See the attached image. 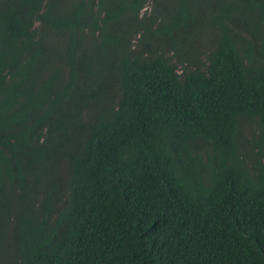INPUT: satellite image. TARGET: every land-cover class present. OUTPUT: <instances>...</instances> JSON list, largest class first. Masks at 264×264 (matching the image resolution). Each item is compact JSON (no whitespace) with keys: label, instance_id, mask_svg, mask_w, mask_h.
<instances>
[{"label":"trees","instance_id":"16d2710c","mask_svg":"<svg viewBox=\"0 0 264 264\" xmlns=\"http://www.w3.org/2000/svg\"><path fill=\"white\" fill-rule=\"evenodd\" d=\"M0 264H264V0H0Z\"/></svg>","mask_w":264,"mask_h":264},{"label":"rangeland","instance_id":"374dc122","mask_svg":"<svg viewBox=\"0 0 264 264\" xmlns=\"http://www.w3.org/2000/svg\"><path fill=\"white\" fill-rule=\"evenodd\" d=\"M151 2L150 1H148V3H147V5H146V7H145V9L142 11V13H144V12H148V13H150L151 11H152V7H151ZM208 45L206 46V45H197V48H194V50H196V52L198 53V59L200 60L199 62H201L202 63V65H201V67L203 68L204 66H203V63L206 61V58H205V55L202 53V52H208ZM199 62H190L189 63V65H193V64H198ZM185 65H187V64H185ZM179 67H180V65H178ZM248 131H247V133H246V136L249 138V139H252L253 138V133L252 132H254V131H252L251 130V128H248L247 129Z\"/></svg>","mask_w":264,"mask_h":264}]
</instances>
